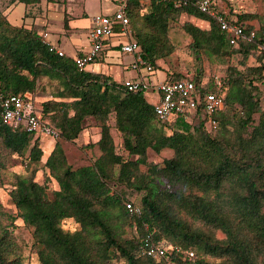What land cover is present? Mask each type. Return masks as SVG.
I'll return each mask as SVG.
<instances>
[{
  "label": "trees",
  "instance_id": "trees-1",
  "mask_svg": "<svg viewBox=\"0 0 264 264\" xmlns=\"http://www.w3.org/2000/svg\"><path fill=\"white\" fill-rule=\"evenodd\" d=\"M12 1L29 10L41 2ZM200 1L131 0L127 7L134 41L155 72L175 51L169 35L173 22L189 15L210 24L208 29L193 22L182 25L191 38L193 72L167 80L194 82L200 104L193 122L180 117L161 123L143 92H129L103 73L79 70L74 58L51 52L35 29L12 25L0 10V91L31 94L40 118L59 133L44 161L40 139L5 125L0 107V148L21 158L26 172L16 176L9 192L15 215L5 211L0 199V264H23L14 236L17 220L32 231L40 264H160L140 252L152 236L181 249L170 255L173 264H264V14L218 4L219 14L253 36L231 46L216 19L199 10ZM212 58L227 63L225 71L206 73ZM215 76L225 90L224 106L214 116L219 134L208 129L203 105L205 96L218 90ZM41 79L58 88L51 100L39 103ZM112 117L127 156L118 152ZM89 118L99 122L94 146L101 154L94 164L74 169L60 140L79 139ZM150 150H171L174 156L163 166L150 164ZM3 159L0 149V172L6 169ZM41 171L47 175L43 184L37 180ZM113 183L140 197L132 201L140 214L126 211L123 198L111 194ZM66 220L78 229L66 230Z\"/></svg>",
  "mask_w": 264,
  "mask_h": 264
},
{
  "label": "built area",
  "instance_id": "built-area-1",
  "mask_svg": "<svg viewBox=\"0 0 264 264\" xmlns=\"http://www.w3.org/2000/svg\"><path fill=\"white\" fill-rule=\"evenodd\" d=\"M130 1L121 0L118 10L114 14L98 16L95 19V25L90 34L91 47L89 51L74 58L79 70H88L101 57L106 42L117 32L131 37L132 28L127 17V7ZM142 1L149 2L151 0ZM217 5L216 0H201L198 3L199 10L202 13L216 19L231 46H238L240 40L252 41L253 36H249L241 26L229 22L217 12ZM175 6L180 7L181 5L176 2ZM41 37L43 43L49 47L51 52L60 57L66 56L64 52L49 41L50 34L43 33ZM121 49L123 53L134 56L132 64L134 70L138 72L145 71L147 74L154 72L153 66L144 59L142 49L136 41L131 40L129 44L123 45ZM215 81L218 90L207 94L203 101L204 109L209 116L207 127L210 131L216 130L219 126L214 116L223 108L225 100V90L222 88L220 77L215 76ZM207 82L205 81V83ZM122 85L133 93L143 92L146 95L151 91V85L144 79L128 80L123 82ZM156 91L159 97L153 105L158 121L167 123L182 117L188 122H193L200 104L194 82L189 79L164 81L156 86ZM0 107L2 109L3 122L8 127L12 129L22 127L36 138L44 136L54 140L59 139L58 131L40 118L34 97L31 94L7 96L0 91ZM111 194H114V192L112 191ZM124 206L129 213H141L140 208L135 206L130 200H126ZM140 252L142 256L151 258L160 264H173L170 255L180 253L181 249L165 245L163 242H156L152 236L146 240ZM189 256L193 258L195 256L194 252L189 251Z\"/></svg>",
  "mask_w": 264,
  "mask_h": 264
},
{
  "label": "rangeland",
  "instance_id": "rangeland-1",
  "mask_svg": "<svg viewBox=\"0 0 264 264\" xmlns=\"http://www.w3.org/2000/svg\"><path fill=\"white\" fill-rule=\"evenodd\" d=\"M4 1L5 0H0V10L2 11L3 14L5 9L3 5V3H5ZM95 1L93 0L86 1L85 2L86 4L84 3V1L82 2L79 1L78 3L74 4L72 7H69L73 12L72 13L69 12L68 20H71L73 22L78 21L81 23H83L84 19H86L87 21H91V23L89 22L85 28L86 31L91 30V24L96 15H107L106 14L107 12H111L113 11L112 9L115 8L114 3L108 4L109 3L108 2V3L100 4V2H95ZM217 4L220 5L231 4V6H233V8H235L238 12L255 13L261 16L264 14V0H220L217 1ZM23 8L24 7L18 6L8 20L19 24V21L23 16V10H24ZM84 9L87 10L86 13L84 12ZM186 22H196V20L189 15H184L177 22H173L171 24L169 35L175 47V51L171 54L170 57L164 59L161 62L163 69L159 70L158 72H155L154 75L147 78V81L148 82L150 81L149 84L153 86V88L156 87L162 81H164L166 75L168 76V75L180 73L185 76L192 74L193 60L188 50V45L191 41V38L181 29L182 25ZM86 31H84L82 34H84ZM131 38L135 39L133 34L131 35ZM237 61L238 60L235 58L232 60L231 64H236ZM249 63L250 65L256 64L253 58L250 59ZM205 65H206V73L211 74V76H214L220 72L225 71V67L227 66V63L212 58L211 60H208ZM96 69H97L96 71H99V68ZM41 82H44L43 89H39V92L36 93L37 101L39 103L42 101L51 100L53 98L54 93L57 92V88H58L56 83H52L47 79L45 80L41 79ZM260 88L264 92V82L260 84ZM154 99L155 98H153V101ZM262 106L264 107V96H262ZM110 125L113 127L111 132L116 142V145L118 146V152L122 155L127 156V153H125L121 147L122 137L121 134L114 127L115 121L113 117L110 119ZM100 131L101 129L99 122L93 118H89L85 122V129L80 135L79 139H77L74 142H65L60 140L66 152L69 164L74 169L92 165L99 158L101 154L100 150L98 146H94V145L100 139ZM217 132H219V126L216 130L212 131V133L214 134H219ZM36 139L37 138L34 137V141ZM49 142L51 143V141ZM52 142L53 143H51V146L54 145L55 141L53 140ZM40 144L42 150L43 148L44 149L46 148L45 147L46 140H43L41 138ZM0 149L4 155L3 161L5 163V168H6L5 170L0 172V199L2 201L5 211L15 215L16 209L9 196V192L12 189L13 182L16 181V176L26 174L25 167L21 158L17 156H11L7 154V152H5L3 148ZM173 156H174V152L171 150H164L161 153H155L153 150H150L148 154L149 157L148 161L150 164L163 166L164 160L170 159ZM45 160H46V156L44 155V161ZM46 179H47V175L44 174V172L42 171L39 172V174L37 175L38 182L43 184ZM49 187L50 190H54L55 188H57V185L55 182L52 181L51 183H49ZM111 188L112 191L115 194H119L124 201L131 200L135 202L136 200V202L137 201L139 202L140 197L137 196L135 193L131 192V190H129L127 187L113 183L111 184ZM15 224L17 228L14 230V236L16 238L19 247H21L22 249L23 264H40L37 254L35 253V250L33 248L32 231L27 227H25L24 223L21 220H17ZM64 228L66 230L75 231L76 229H78V225L73 220H66L64 222ZM218 236L221 238L224 237V235L221 233ZM210 262L218 263L217 260H213V259H210ZM113 264H124V262L114 261Z\"/></svg>",
  "mask_w": 264,
  "mask_h": 264
},
{
  "label": "crops",
  "instance_id": "crops-1",
  "mask_svg": "<svg viewBox=\"0 0 264 264\" xmlns=\"http://www.w3.org/2000/svg\"><path fill=\"white\" fill-rule=\"evenodd\" d=\"M79 1L80 2L84 1L85 3L86 1H91V0H62V2L41 0L39 5L35 7H31L30 10L24 4L16 3L13 2L12 0H5L4 1L5 3H3L5 7L4 14L9 19V17L12 15L14 10L18 6L24 7L23 16L19 21V24L9 20L10 23L18 27L25 26L29 29L31 28L35 29L39 34H43V33L50 34L49 41L53 45H55L59 50L64 52L67 56L71 58H75L76 56L84 54L89 51L91 47L90 34L95 25V19L98 16H103V15H96L94 17L91 24V30L89 31H86L85 28L89 22L91 23V21H87L86 19H84L83 23H81L78 21L73 22L71 20H68L69 12L71 13L73 12L69 7H72L74 4L78 3ZM95 2H100V4L108 3V2H109L108 4L114 3L115 8L112 9L113 11L111 12L106 11L107 15H112L118 10L121 0L118 1L98 0ZM27 11L30 13L28 15L29 17L26 16ZM84 12L86 13L87 10L84 9ZM193 23H196L198 26L204 29H208L210 27V24L205 21L196 20V22ZM84 31L86 32L82 34ZM131 40L134 39L126 36L121 32H117L112 38H110L106 42L101 57L98 58V60L94 64H92V66H90L88 70L94 72H100L107 76H111L110 78H113L115 82L121 84L128 80L136 81L140 79H144L146 82H148L147 78L154 75L155 71L152 74H147L145 73V71L138 72L134 70L132 68V64L134 62V56L122 52L121 49L122 46L129 44ZM161 62H160V66L161 69H163ZM96 68H99V71H96L97 70ZM167 80H168V76L166 75L164 81ZM164 81H162L161 83H163ZM148 83H150V81ZM146 97L152 104H154L159 97V94L156 91V87L153 88V86H151V91L148 94H146ZM153 98H155L154 101ZM38 138L39 139L42 138L43 140H46V144H45L46 148L43 149L46 158H48V156L55 147L56 140L44 136H40ZM53 140L55 141V143L54 145L51 146ZM49 141H51V143Z\"/></svg>",
  "mask_w": 264,
  "mask_h": 264
}]
</instances>
